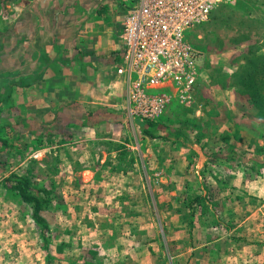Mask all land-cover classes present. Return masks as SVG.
I'll return each instance as SVG.
<instances>
[{
  "label": "rangeland",
  "instance_id": "1",
  "mask_svg": "<svg viewBox=\"0 0 264 264\" xmlns=\"http://www.w3.org/2000/svg\"><path fill=\"white\" fill-rule=\"evenodd\" d=\"M188 40L199 55L202 78L192 98L171 102L159 122L162 137H145L125 106L121 143L72 144L13 132L8 145L0 144V264H98L100 246L88 230L95 206L90 199L109 197L110 190L85 186L80 166H95L96 176L105 181L118 178L116 172L130 158L135 172L128 177L146 186L139 224L149 234L143 247L156 264H208L200 237L206 227L238 228L245 242L264 245V78H247L260 65L252 60L264 57V0L220 5ZM121 146L127 148L124 162ZM85 150L92 151L89 157L75 155ZM208 156L214 160L207 161ZM11 176L48 192L42 212L47 231L35 223L32 206L7 189L14 184L8 183ZM111 195L123 197L116 188ZM196 198L202 201L194 203ZM128 208L123 214L132 211Z\"/></svg>",
  "mask_w": 264,
  "mask_h": 264
},
{
  "label": "crops",
  "instance_id": "2",
  "mask_svg": "<svg viewBox=\"0 0 264 264\" xmlns=\"http://www.w3.org/2000/svg\"><path fill=\"white\" fill-rule=\"evenodd\" d=\"M137 1L11 0L0 4L2 139L9 142L10 135L19 132L72 144L98 139L121 143L125 133L120 110L127 104V94L124 79L115 73L123 64L118 33ZM84 118L90 125H82ZM91 153L85 150L75 155L89 157ZM80 169L89 189L104 186L110 190L109 197L90 199L95 206L88 230L100 246L95 250L96 263L156 264L142 244L149 234L139 224L138 208L146 203V186L143 180L128 177L135 169H119L118 178L105 181L98 179L95 166ZM115 188L123 197L111 195ZM126 206L132 209L125 213L130 218L123 214ZM232 215L225 217L233 220ZM206 228L200 237L206 242L202 249L208 264H264V245L245 242L238 228Z\"/></svg>",
  "mask_w": 264,
  "mask_h": 264
},
{
  "label": "built area",
  "instance_id": "3",
  "mask_svg": "<svg viewBox=\"0 0 264 264\" xmlns=\"http://www.w3.org/2000/svg\"><path fill=\"white\" fill-rule=\"evenodd\" d=\"M236 0H138L118 33L127 114L140 123H159L171 102L192 98L201 77L199 55L188 34L206 23L214 10Z\"/></svg>",
  "mask_w": 264,
  "mask_h": 264
},
{
  "label": "trees",
  "instance_id": "4",
  "mask_svg": "<svg viewBox=\"0 0 264 264\" xmlns=\"http://www.w3.org/2000/svg\"><path fill=\"white\" fill-rule=\"evenodd\" d=\"M261 49L260 48H254L253 51L255 52H259ZM252 64H260L257 69L251 68V71L249 73V76L247 78H251L252 75H255V77L258 79L260 78H264V57L262 56H258L255 57L252 60ZM258 93V92H257ZM256 93V94H257ZM258 95L261 97V100L263 101V96H261L260 93H258ZM257 103H259L258 101H256ZM260 104V103H259ZM82 125L86 126V125H90L89 124V120L88 118H84V120L82 121ZM18 126V124H17ZM142 134L149 138V139H158L160 137H162V129L164 128L160 123H155V122H149V123H145L142 124L140 126ZM2 131V125L0 123V133ZM0 143H2L4 146L8 145V141H6L5 139H2L0 137ZM123 149L122 155L120 156V159L123 161H126V157L124 156V150H126L127 148H124V146H121ZM231 157V156H230ZM210 161H213L214 158L212 159V157H210L209 159ZM123 161V162H124ZM128 164L126 165V167H124L122 170L124 171H130V164L133 162V159L130 158V160L127 161ZM8 183H14L13 186H7V189L10 190L13 193L18 194V196L20 197V199L32 206V210H33V214L32 217L35 221V223L37 225H41L43 227V230H48V224L45 221V219L42 216V212L44 210V207L49 204V200L47 199L48 196V192L47 191H42V190H35L33 189L29 182L23 178V177H19V176H11L8 179ZM43 195V196H42ZM201 198H196L194 199V203L197 202H201Z\"/></svg>",
  "mask_w": 264,
  "mask_h": 264
}]
</instances>
